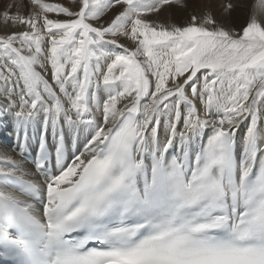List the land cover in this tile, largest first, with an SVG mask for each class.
<instances>
[{
	"label": "snow or ice",
	"instance_id": "6c2138e0",
	"mask_svg": "<svg viewBox=\"0 0 264 264\" xmlns=\"http://www.w3.org/2000/svg\"><path fill=\"white\" fill-rule=\"evenodd\" d=\"M30 3L2 14L0 264H264V0Z\"/></svg>",
	"mask_w": 264,
	"mask_h": 264
},
{
	"label": "bare ground",
	"instance_id": "6f19581e",
	"mask_svg": "<svg viewBox=\"0 0 264 264\" xmlns=\"http://www.w3.org/2000/svg\"><path fill=\"white\" fill-rule=\"evenodd\" d=\"M45 1H49L50 3H54V4L56 3L63 4L64 6L71 7L74 10L76 9V3H78V0H45ZM223 2L224 0H185V4L187 5L186 7H179L177 5H171V6H168L167 10L162 9L161 13L159 14L157 23H161L165 25L175 24L177 26L186 25L189 22L190 16L193 14L194 10L200 13L201 15H203L205 12H210L213 16L219 19L220 18V5ZM249 2L255 5L257 3V0H249ZM215 5L218 6V8H216ZM23 6L24 5H22L21 2H19L18 0H0V35L10 34L12 31H21L25 29L26 26L19 25V24L9 25L6 27L2 20V14L5 10H9L11 14H18V15L25 16V17L30 15L31 5H29L28 9L26 6L27 10H25ZM213 6H214V9H213ZM180 12L183 14L188 12L189 14H185L184 18L178 19L177 16H178V13ZM242 13L247 14L246 15V19H247V16H248L247 10H238L236 14H233L232 26L236 29H239L246 20L244 19L242 21H239V18ZM48 15H49V18H52V19H66V17L63 16V14L49 13ZM110 15L111 13L106 14V16L101 19V23H103L104 20H106L107 17ZM261 15H264V14H259L257 18L260 19ZM12 126L13 124H12L11 118H8V120H6L3 123V125L0 126V145H7L9 143H11L12 145H15L13 138H10L11 131L9 127H12ZM241 131H243V126L241 128ZM29 168L31 169V165H29ZM31 170L35 171L34 169H31Z\"/></svg>",
	"mask_w": 264,
	"mask_h": 264
},
{
	"label": "rangeland",
	"instance_id": "374dc122",
	"mask_svg": "<svg viewBox=\"0 0 264 264\" xmlns=\"http://www.w3.org/2000/svg\"><path fill=\"white\" fill-rule=\"evenodd\" d=\"M19 2H21V4L22 5H24L23 6V8L25 9V10H27L28 8H29V5H31L30 4V0H24V2H23V0H18ZM17 2V1H16ZM26 2V3H25ZM45 2H47V3H50L49 1H45ZM173 5H175V4H173ZM195 5V4H194ZM218 5V4H217ZM26 6H27V9H26ZM216 6V5H215ZM216 8H218V6H216ZM213 9H214V6H213ZM185 14H189L188 12H186ZM185 14H183V13H178V16H177V18L178 19H181V18H184L185 17ZM234 14H236V13H234ZM246 13H242L241 14V16H240V18H239V21H242V20H244V19H246ZM11 131V130H10ZM8 135V134H7Z\"/></svg>",
	"mask_w": 264,
	"mask_h": 264
}]
</instances>
